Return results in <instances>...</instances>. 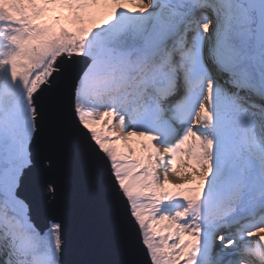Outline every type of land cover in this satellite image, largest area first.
Returning a JSON list of instances; mask_svg holds the SVG:
<instances>
[{"label": "snow or ice", "instance_id": "snow-or-ice-1", "mask_svg": "<svg viewBox=\"0 0 264 264\" xmlns=\"http://www.w3.org/2000/svg\"><path fill=\"white\" fill-rule=\"evenodd\" d=\"M54 140L120 260L70 258ZM181 261L264 264V0H0V264Z\"/></svg>", "mask_w": 264, "mask_h": 264}, {"label": "water", "instance_id": "water-1", "mask_svg": "<svg viewBox=\"0 0 264 264\" xmlns=\"http://www.w3.org/2000/svg\"><path fill=\"white\" fill-rule=\"evenodd\" d=\"M47 150L57 161L47 178L60 189L54 210L69 229L74 246L70 258L93 262L120 260L118 240L107 215L104 194L94 185L83 162L62 140L50 142ZM36 203L40 209L48 208L38 196ZM34 219L43 223L44 216Z\"/></svg>", "mask_w": 264, "mask_h": 264}, {"label": "rangeland", "instance_id": "rangeland-1", "mask_svg": "<svg viewBox=\"0 0 264 264\" xmlns=\"http://www.w3.org/2000/svg\"><path fill=\"white\" fill-rule=\"evenodd\" d=\"M140 139L139 138H136V137H133L132 140L130 141V143L132 144V146L136 149L139 148V144H140ZM198 183V182H197ZM191 185L189 186H185L184 188H187V187H190ZM169 188H172L171 185L168 186ZM181 264H183V261H181Z\"/></svg>", "mask_w": 264, "mask_h": 264}, {"label": "bare ground", "instance_id": "bare-ground-1", "mask_svg": "<svg viewBox=\"0 0 264 264\" xmlns=\"http://www.w3.org/2000/svg\"><path fill=\"white\" fill-rule=\"evenodd\" d=\"M197 183V182H196ZM185 186H189V185H184L183 187H185Z\"/></svg>", "mask_w": 264, "mask_h": 264}]
</instances>
